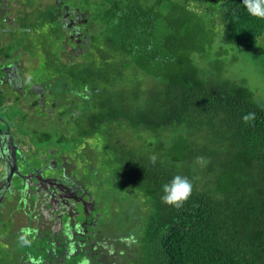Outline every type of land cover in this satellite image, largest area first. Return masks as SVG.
<instances>
[{"label": "trees", "instance_id": "obj_1", "mask_svg": "<svg viewBox=\"0 0 264 264\" xmlns=\"http://www.w3.org/2000/svg\"><path fill=\"white\" fill-rule=\"evenodd\" d=\"M196 1L212 12L207 29L204 17L167 12L163 0H102L97 33L70 65L90 90L88 117L72 129L106 140L103 161L136 196L135 228L113 235L129 250L118 253L123 264H264V105L223 69L204 71L196 55L205 54H195L223 31L225 43L264 60V19L242 0ZM176 175L193 183L180 208L161 201ZM28 249L13 261L0 249V264H29Z\"/></svg>", "mask_w": 264, "mask_h": 264}, {"label": "flooded vegetation", "instance_id": "obj_2", "mask_svg": "<svg viewBox=\"0 0 264 264\" xmlns=\"http://www.w3.org/2000/svg\"><path fill=\"white\" fill-rule=\"evenodd\" d=\"M101 3L0 0V241L26 235L29 264H117L88 186L104 176L92 158L79 176L75 161L92 138L71 131L90 90L70 65L92 43Z\"/></svg>", "mask_w": 264, "mask_h": 264}, {"label": "rangeland", "instance_id": "obj_3", "mask_svg": "<svg viewBox=\"0 0 264 264\" xmlns=\"http://www.w3.org/2000/svg\"><path fill=\"white\" fill-rule=\"evenodd\" d=\"M163 6L167 9L166 11L172 12V8L176 7L180 10H187L192 15L199 14L200 17H204L205 22L202 26L207 29L210 26L209 19L212 17V12L207 8L209 6H202L196 0H163ZM209 11V12H208ZM196 23V22H194ZM223 28V27H222ZM223 31L219 34L217 39H214V34H212L211 41L215 40L211 46L209 40H205L203 44V53L197 52L195 54H205V60H201L199 55L197 56V62L203 61L201 67L204 68L206 72L215 73L218 69H223L226 74H229L230 78L237 80L240 83L246 85L250 90L254 91L255 98L257 101L264 105V60L262 56L256 55L248 51H240L235 44L225 43L222 40ZM199 58V59H198ZM72 132L75 130L71 129ZM92 148L85 149L82 153L78 154L75 158L77 170L82 169L83 175L78 172V175L83 177L85 174H89V158L93 162H97L98 169L101 170V174L104 176L102 179L94 178L90 179L91 191L96 194V199L100 202L99 205L102 208V213L105 217L101 219V224L103 221L107 224L102 235L103 240H99L107 249L114 250L116 254L119 251H129L123 243L114 242V237L118 232H128L135 228L132 221L130 220L131 213L134 209L133 202L135 200V195L133 191L127 190L122 183H117L116 172H114L113 167L115 164L109 159L103 161V153L105 156H109L110 153L107 152L108 146L106 140L102 137L97 139H92ZM111 162V163H110ZM103 172V173H102ZM81 174V175H80ZM87 176H85L87 178ZM114 180L115 182L113 183ZM88 187V188H89ZM99 204V203H98ZM111 232H114L112 235ZM122 236V235H120ZM9 242V241H8ZM7 242L0 241V249L5 252L13 254L11 261L15 254L21 249L22 242L18 236L12 237V241L9 246ZM27 254L32 255L33 245L29 244ZM117 264H123V258L118 255V257L113 258ZM15 264V263H14Z\"/></svg>", "mask_w": 264, "mask_h": 264}, {"label": "clouds", "instance_id": "obj_4", "mask_svg": "<svg viewBox=\"0 0 264 264\" xmlns=\"http://www.w3.org/2000/svg\"><path fill=\"white\" fill-rule=\"evenodd\" d=\"M247 13L258 19H264V0H242ZM256 119V113L250 112L242 117V120L247 124ZM152 163L155 164L156 157H151ZM195 163L201 167L207 165L208 161L203 156L196 157ZM163 195L161 196L162 203L180 208L191 197L193 192V183L186 177L181 175L174 176L168 183L162 186ZM22 243H28L26 235L20 237ZM81 264H89L85 259Z\"/></svg>", "mask_w": 264, "mask_h": 264}]
</instances>
